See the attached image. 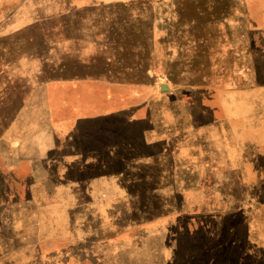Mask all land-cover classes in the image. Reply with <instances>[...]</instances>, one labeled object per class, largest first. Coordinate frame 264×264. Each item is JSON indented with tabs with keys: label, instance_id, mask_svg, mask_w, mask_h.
Here are the masks:
<instances>
[{
	"label": "rangeland",
	"instance_id": "374dc122",
	"mask_svg": "<svg viewBox=\"0 0 264 264\" xmlns=\"http://www.w3.org/2000/svg\"><path fill=\"white\" fill-rule=\"evenodd\" d=\"M81 72L63 99L42 83ZM155 108L201 126L198 190L181 157L172 180L145 162ZM233 139L264 142V0H0V264H264Z\"/></svg>",
	"mask_w": 264,
	"mask_h": 264
},
{
	"label": "crops",
	"instance_id": "0c3cea01",
	"mask_svg": "<svg viewBox=\"0 0 264 264\" xmlns=\"http://www.w3.org/2000/svg\"><path fill=\"white\" fill-rule=\"evenodd\" d=\"M93 63V61H87L84 59L72 61V63L61 62L60 64H62L61 66H66L64 64H72L71 67L81 65L82 67L87 68ZM89 76H91V74H88L87 72L76 74L71 73L67 75L55 76L54 79L46 80L42 83L47 85L46 92L48 93L52 91L48 90L50 87H52V85H55L58 88L63 85L85 83L89 79ZM52 92L54 93V99L66 98L62 96V91L53 90ZM68 97L69 99L72 98V96L69 95ZM151 114V122L153 123L148 127H151V129L145 132V135L147 136V138H155V140L151 141L149 139V146L150 149H157V152H155L151 156H148L147 158L149 159H147L145 162L155 163V160H157L159 156H165L166 164L170 163L169 166H165V172L167 174L166 177L167 179L172 180L171 174L174 172L172 164V162L174 161V156H176V158L181 157L183 159L182 163L186 164V166L183 167L184 172L182 170V179L187 182L186 184L182 185V188H184V190L186 191L198 190L199 187L195 180L198 177V180L200 181L207 172H204L203 170V165L204 162L206 163L207 154L205 153V150L203 151V144L205 142L201 141L200 139H192V132L201 131V126H194L192 129L193 131L190 129L180 130L179 125L175 123L173 118H170L169 115L163 111V108L152 109ZM148 121H150V119H148ZM191 133L192 135H190ZM248 143L249 142L241 144L239 146L242 148H248L250 147V144ZM252 145L255 147L253 143ZM238 147L237 141L233 139V181H235L236 184H233V188L234 186L235 188H237L238 186L243 187V189L245 190V194L251 195L250 200H253V196H256L257 198L255 202H246L245 205L238 207H264V142L256 147V151H246L244 157H240L238 155L236 149ZM158 152H160L162 155L158 154ZM169 157H171V160H168ZM209 162L210 161L206 163V166ZM216 164H218L219 169L221 168L220 160L214 158L211 163V166H213L214 168H210L208 172L209 174L213 173L216 170ZM206 168L209 169V166ZM173 187V185H169V189L172 190ZM49 189V186L46 185V188L42 189L41 194L49 195L47 193L50 192ZM56 190L57 189H53V192H56L57 194ZM52 194L54 196H60V201L54 200V205L56 206L53 207H63V202H61V193H58L57 195H55L54 193ZM247 211L249 213H253L251 208H249ZM254 211L255 215L250 217L247 216L245 210L241 211L242 213H245V216L247 217L246 219L241 220L244 225L243 228L245 229V238L241 242H243V244H245L246 242L247 247V249H245L243 253H245V256H248V254H252L254 255V258L264 259V218L261 215V211L259 209L256 208V210L254 209Z\"/></svg>",
	"mask_w": 264,
	"mask_h": 264
},
{
	"label": "water",
	"instance_id": "95a60500",
	"mask_svg": "<svg viewBox=\"0 0 264 264\" xmlns=\"http://www.w3.org/2000/svg\"><path fill=\"white\" fill-rule=\"evenodd\" d=\"M161 89L162 90H167L168 89V85L167 84H162Z\"/></svg>",
	"mask_w": 264,
	"mask_h": 264
}]
</instances>
